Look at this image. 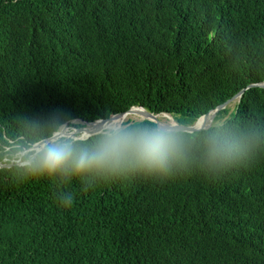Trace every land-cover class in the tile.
Masks as SVG:
<instances>
[{
  "label": "trees",
  "instance_id": "obj_1",
  "mask_svg": "<svg viewBox=\"0 0 264 264\" xmlns=\"http://www.w3.org/2000/svg\"><path fill=\"white\" fill-rule=\"evenodd\" d=\"M260 82L264 0H0V153L34 135L27 121L143 106L192 125ZM214 131L257 147L210 169ZM183 133L170 177L0 172V264H264V88Z\"/></svg>",
  "mask_w": 264,
  "mask_h": 264
},
{
  "label": "clouds",
  "instance_id": "obj_2",
  "mask_svg": "<svg viewBox=\"0 0 264 264\" xmlns=\"http://www.w3.org/2000/svg\"><path fill=\"white\" fill-rule=\"evenodd\" d=\"M27 123L34 135L6 143L0 153V172L21 179L56 176L102 179L129 174L170 177L175 166L188 160L190 151L182 139L186 134L172 119L157 120L152 126L107 115L87 138H82L87 128L84 124L73 123L61 114ZM256 147L251 137L214 131L207 134L199 151L210 169L227 171ZM61 201L70 206L72 198L64 197Z\"/></svg>",
  "mask_w": 264,
  "mask_h": 264
},
{
  "label": "water",
  "instance_id": "obj_3",
  "mask_svg": "<svg viewBox=\"0 0 264 264\" xmlns=\"http://www.w3.org/2000/svg\"><path fill=\"white\" fill-rule=\"evenodd\" d=\"M251 87H263L264 88V82L252 83L247 88H251ZM247 88H244L241 91H239L236 95H234L232 98H230L227 101H225L223 104L219 105L216 109H213L210 112H208L207 114H204L201 117H199L196 120V122L194 124H192V125L180 124L172 116V114H170V113H167V112H163V113L150 112L146 108H144L143 106H133L129 110L125 111V112H120V113H117V114H113L112 116L115 117V116H118V115H127L129 113H132L135 109H142V114H143L144 117L141 120L148 119V120L153 121L155 123V125H156L157 120H160L159 116H161V115H167L169 118H172V120H175L178 123L179 129L182 132H188V133H191V134H197L200 131L206 130V129L210 128L213 125V123H211L210 125H207V126L206 125L199 126L198 125V122H199V120L201 118L206 117V116H209L212 113H213V115L216 116L217 112H219L222 109H225L226 107L230 106L232 103L237 102L242 97L243 93L245 92V90ZM136 121H140V120H136ZM73 122L74 123H82V124H84L87 127V125L92 124V123H95V122H103V119H99V120H96L94 122H86V121H82V120L76 119ZM92 134H90V135H92ZM90 135H88V136H90ZM88 136L82 137V138H87Z\"/></svg>",
  "mask_w": 264,
  "mask_h": 264
},
{
  "label": "bare ground",
  "instance_id": "obj_4",
  "mask_svg": "<svg viewBox=\"0 0 264 264\" xmlns=\"http://www.w3.org/2000/svg\"><path fill=\"white\" fill-rule=\"evenodd\" d=\"M162 116H165L168 119H172V118H169L167 115H161V116H159V118H161ZM118 117L121 120H128L129 118L134 119V120H141V119H143L144 116L142 114V109H135L132 113H129L127 115H118ZM214 118H215V115H213V113H212L209 116H206V117L201 118L199 120V122H198V125L199 126H202V125H206V126L207 125H210L211 123L214 122ZM100 123H102V122H95V123H92V124L87 125L86 132H85L84 137L92 134L93 133L92 130L95 129V127L97 125H99Z\"/></svg>",
  "mask_w": 264,
  "mask_h": 264
},
{
  "label": "rangeland",
  "instance_id": "obj_5",
  "mask_svg": "<svg viewBox=\"0 0 264 264\" xmlns=\"http://www.w3.org/2000/svg\"><path fill=\"white\" fill-rule=\"evenodd\" d=\"M235 103V102H234ZM234 103H232L230 106L232 107L233 105H234ZM166 119H168L167 117H165V116H162L161 118H160V120H166ZM132 120H134V119H132ZM93 131V130H92Z\"/></svg>",
  "mask_w": 264,
  "mask_h": 264
}]
</instances>
